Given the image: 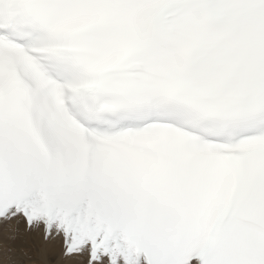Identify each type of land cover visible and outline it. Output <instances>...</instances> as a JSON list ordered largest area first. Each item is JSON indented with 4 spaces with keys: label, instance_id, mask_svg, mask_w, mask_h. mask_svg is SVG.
I'll return each instance as SVG.
<instances>
[{
    "label": "snow or ice",
    "instance_id": "1",
    "mask_svg": "<svg viewBox=\"0 0 264 264\" xmlns=\"http://www.w3.org/2000/svg\"><path fill=\"white\" fill-rule=\"evenodd\" d=\"M0 264H264V0H0Z\"/></svg>",
    "mask_w": 264,
    "mask_h": 264
}]
</instances>
